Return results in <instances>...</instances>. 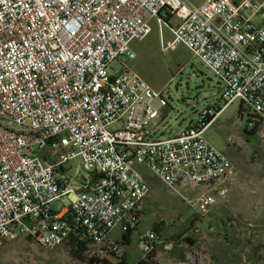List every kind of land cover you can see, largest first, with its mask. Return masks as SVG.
I'll return each mask as SVG.
<instances>
[{
    "label": "built area",
    "instance_id": "1",
    "mask_svg": "<svg viewBox=\"0 0 264 264\" xmlns=\"http://www.w3.org/2000/svg\"><path fill=\"white\" fill-rule=\"evenodd\" d=\"M155 18L165 48L185 45L225 85L167 137L155 132L167 99L123 60ZM236 100L264 124V0H0V236L117 251L110 233L138 227L151 191L139 165L204 217L216 192H184L232 172L206 131ZM142 239L146 255L159 235Z\"/></svg>",
    "mask_w": 264,
    "mask_h": 264
},
{
    "label": "rangeland",
    "instance_id": "2",
    "mask_svg": "<svg viewBox=\"0 0 264 264\" xmlns=\"http://www.w3.org/2000/svg\"><path fill=\"white\" fill-rule=\"evenodd\" d=\"M151 26L144 39L131 43L136 57L123 60L128 70L163 92L168 105L161 111L155 132L157 136L167 137L181 133L197 119L199 112L215 105L225 85L185 45L165 48L157 18L151 21ZM162 31L167 43L172 33L166 25ZM254 116L236 100L206 131L207 139L231 159L233 168L220 183L184 192L192 197L199 190L216 192L219 202L204 217L149 168L139 165L147 182L152 184L148 206L129 244L116 255L107 252L99 257L89 251L79 257L72 254L73 246L69 242L46 248L27 236H20L0 242V264H93L92 256L116 263L125 251L128 262L137 264L145 256L142 236L154 230L155 223H161L160 230H155L159 235L156 264H264V124ZM246 129L255 133L249 134ZM40 154L45 155L44 151ZM71 164L80 175L87 173L81 156ZM59 206V202L53 205ZM124 234L116 228L111 236L121 239Z\"/></svg>",
    "mask_w": 264,
    "mask_h": 264
},
{
    "label": "trees",
    "instance_id": "3",
    "mask_svg": "<svg viewBox=\"0 0 264 264\" xmlns=\"http://www.w3.org/2000/svg\"><path fill=\"white\" fill-rule=\"evenodd\" d=\"M168 16H171V13H169ZM254 117L257 118V120H258V117L256 115ZM252 121L253 120L251 119L250 122H252ZM256 123H258V121ZM246 132L249 133V134H254L255 133V131L253 129H250V130L246 129ZM160 224L161 223H155L153 229L156 230V231H159L160 228L158 226ZM137 228L125 232V234H124L125 236H123L122 241H116L117 245L120 248L121 247L124 248L126 245H128L129 244V239L131 237L132 232L136 231ZM27 237L30 238V239H33L30 236H27ZM2 241H3V238L0 236V242H2ZM69 243L73 246L72 254H75V255H77L79 257H84L85 256L84 254H86L87 252L90 251V248H89L90 239L81 240L79 237H72L71 240L69 241ZM120 248L117 251H111L110 254L111 255H113V254L116 255V252H119ZM155 255H156V245L143 258L139 259L137 264H156V262L154 261ZM119 259L120 260L118 262L112 263L106 258L105 259H100L97 256H92V257H90V262H92L93 264H130L128 262V260H127L126 251L124 252L123 255L120 256Z\"/></svg>",
    "mask_w": 264,
    "mask_h": 264
},
{
    "label": "crops",
    "instance_id": "4",
    "mask_svg": "<svg viewBox=\"0 0 264 264\" xmlns=\"http://www.w3.org/2000/svg\"><path fill=\"white\" fill-rule=\"evenodd\" d=\"M198 1H201V0H198ZM151 187H152V184H151ZM151 195H152V192H151ZM149 196H150V195H149ZM149 196H148L147 198H145L144 201H143V204H142L143 211H142V213H144L145 207L148 206L147 204H148V200H149V198H150ZM146 205H147V206H146ZM110 238H111L112 240H115V241H122V238H121V239H113L112 236H111V233H110Z\"/></svg>",
    "mask_w": 264,
    "mask_h": 264
}]
</instances>
